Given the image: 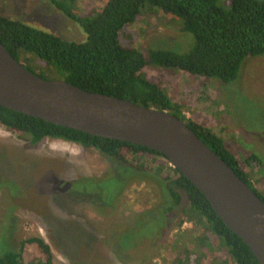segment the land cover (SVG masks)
Segmentation results:
<instances>
[{"label": "rangeland", "instance_id": "rangeland-1", "mask_svg": "<svg viewBox=\"0 0 264 264\" xmlns=\"http://www.w3.org/2000/svg\"><path fill=\"white\" fill-rule=\"evenodd\" d=\"M109 1L0 0V16L65 41L84 43L83 26L59 3L75 17L92 18ZM231 2L221 0L225 9ZM156 11L144 10L123 40L144 51L190 52L193 35L179 30L181 21L173 24ZM147 75L164 88L175 106L169 112L221 138L264 195V55L247 58L237 80L230 83L157 66L150 67ZM250 155H257L261 163L246 164ZM107 169L104 157L93 149L54 139L31 147L0 124V250H9V244L18 249L23 240L39 237L50 246L53 264H172L185 249L197 257L209 256L210 251L197 241L196 223L188 219L181 223L186 217L183 205L167 215V229L163 213L153 215L160 195L152 184L135 183L115 209L112 203L108 210L102 190L80 179L101 177ZM107 190L117 193L116 188ZM218 242L214 250L218 263L234 264L228 248Z\"/></svg>", "mask_w": 264, "mask_h": 264}, {"label": "trees", "instance_id": "trees-1", "mask_svg": "<svg viewBox=\"0 0 264 264\" xmlns=\"http://www.w3.org/2000/svg\"><path fill=\"white\" fill-rule=\"evenodd\" d=\"M59 5L83 26L86 42L65 41L0 16V40L11 55L45 80H65L86 91L126 99L147 108L175 110L164 88L148 77L152 66L176 68L230 83L237 80L247 58L264 55V0H232L230 9H225L221 0H110L92 18L75 17L65 4ZM155 9L161 10L173 24L181 21L179 30L193 35L195 44L190 52L152 48L144 51L123 40L127 28L140 19L144 10L157 13ZM175 115L188 123L264 201V195L249 181L240 159L230 153L221 138L208 128ZM0 124L31 147L54 139L100 153L108 169L101 177L80 179L102 190L108 210L115 209L128 188L139 181L152 184L158 191L160 202L153 215L163 213L165 229L167 215L183 205L186 217L181 223L186 219L196 223L197 241L210 253L208 257L204 253L197 257L185 249L172 264H223L215 257L218 240L228 248L234 264H260L250 247L223 223L206 197L162 154L54 125L1 106ZM244 162L261 163L257 155H250ZM109 187L116 188L117 193L110 194ZM8 249L0 250V264L54 263L50 246L39 237L23 240L18 249L9 244ZM30 249H34L32 255Z\"/></svg>", "mask_w": 264, "mask_h": 264}, {"label": "water", "instance_id": "water-1", "mask_svg": "<svg viewBox=\"0 0 264 264\" xmlns=\"http://www.w3.org/2000/svg\"><path fill=\"white\" fill-rule=\"evenodd\" d=\"M0 106L96 137L150 148L178 169L264 264V201L177 115L45 80L0 40Z\"/></svg>", "mask_w": 264, "mask_h": 264}]
</instances>
